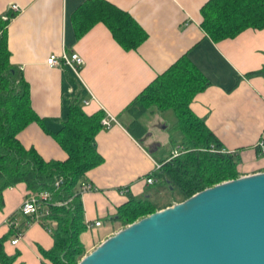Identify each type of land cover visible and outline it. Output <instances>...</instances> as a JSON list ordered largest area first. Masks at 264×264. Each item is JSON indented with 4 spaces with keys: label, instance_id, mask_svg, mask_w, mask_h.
Masks as SVG:
<instances>
[{
    "label": "crops",
    "instance_id": "1",
    "mask_svg": "<svg viewBox=\"0 0 264 264\" xmlns=\"http://www.w3.org/2000/svg\"><path fill=\"white\" fill-rule=\"evenodd\" d=\"M84 1L0 0V13L13 2L21 7L7 29L10 58L29 81L33 108L48 131L61 129L75 98L88 114L105 109L116 118L95 136L104 160L86 173L84 181L94 189L81 194L85 221H101L97 227H103L87 243L83 235L95 226L81 234L89 253L123 228L116 218L122 205L132 198L152 201L153 184H147L146 177L155 171L158 160L173 152L172 134L160 140L154 136L151 121L142 118L147 133L139 141L125 125L131 121L125 109L186 52L210 81L193 99L194 112L205 119L227 150L239 155L241 176L264 172V76L247 74L264 67V27H249L235 37L214 41L201 26V9L208 0H110L128 10L148 32L137 49H125L103 22L77 37L72 15ZM65 50L84 57L81 76L47 63L51 53ZM48 131L34 123L19 137L45 159L65 160L67 153ZM28 193L25 183L4 190L0 238L10 229V217L15 215L20 223L26 220L20 207ZM180 201L182 197H171L154 204L163 209ZM53 245L51 232L35 221L16 245L7 242L5 247L8 254L20 253L17 264H42L47 261L41 249Z\"/></svg>",
    "mask_w": 264,
    "mask_h": 264
},
{
    "label": "trees",
    "instance_id": "2",
    "mask_svg": "<svg viewBox=\"0 0 264 264\" xmlns=\"http://www.w3.org/2000/svg\"><path fill=\"white\" fill-rule=\"evenodd\" d=\"M201 12L205 35L214 41L235 37L249 27H264V0H208ZM17 13L10 9L0 13V207L4 205V190L19 183H25L29 192L49 191V214L41 223L46 229L51 228L54 245L49 250L41 249L47 261L42 264H78L87 254L81 234L88 230L80 185L85 182L87 171L104 160L97 150L95 136L103 128L106 113L99 109L88 114L80 99L75 98L61 129H46L44 120L33 108L29 81L10 58L7 29ZM72 21L77 37L97 22L105 23L125 49H137L148 37L147 30L128 10L110 0H85L73 13ZM247 74L264 76V67ZM209 83L186 52L159 73L125 109L131 116L127 129L138 140L147 133L142 123L146 113L173 110L176 121L169 128L180 132L181 140L177 142L172 134L171 142L173 148L179 145L182 150L170 160L172 153L158 160L162 168L152 175L158 182L178 189L182 201L241 176L239 155L224 147L192 107L196 94ZM34 123L59 143L67 153L65 160L45 159L35 147L22 143L20 133ZM59 179L62 183L57 187ZM158 210L148 199L132 198L119 208L116 218L124 228ZM25 222L9 226L8 233L0 238V264H17L20 253L8 254L5 245L12 244L18 232L24 233Z\"/></svg>",
    "mask_w": 264,
    "mask_h": 264
},
{
    "label": "water",
    "instance_id": "3",
    "mask_svg": "<svg viewBox=\"0 0 264 264\" xmlns=\"http://www.w3.org/2000/svg\"><path fill=\"white\" fill-rule=\"evenodd\" d=\"M78 264H264V172L224 181L143 217Z\"/></svg>",
    "mask_w": 264,
    "mask_h": 264
},
{
    "label": "built area",
    "instance_id": "4",
    "mask_svg": "<svg viewBox=\"0 0 264 264\" xmlns=\"http://www.w3.org/2000/svg\"><path fill=\"white\" fill-rule=\"evenodd\" d=\"M9 9L15 12H19L21 10V7L18 3L13 2L10 4ZM84 62H85L84 57L77 51L69 52L65 50L61 54L51 53L47 58V63L49 65L60 66L63 68L71 69L77 76H81V69ZM85 102L88 103L89 100L86 99ZM105 113L106 116L102 119V125L104 127H111L112 122L115 121L116 118L112 114L106 112V110ZM261 146H262V153L264 156V142H261ZM181 150L182 147L179 145L176 148H174L172 155L168 160L178 156L181 153ZM161 168H162V164L156 162L154 172L159 171ZM146 181L147 184L151 185V184H155L157 182V179L151 173V175L146 177ZM61 183H62V179H59L58 181H56V186L59 187ZM92 189H94V187L90 183L83 182L80 185L81 194L91 191ZM50 201H51V193L46 190L38 191V192H29L27 194L26 199L23 201L20 207L21 213L24 214L26 217V222H25L26 227H28L35 221H39V222L43 221V217L46 214H49ZM8 223L10 226L20 225V222L14 218L12 219L9 218ZM101 223H102L101 221H96L94 224L87 223V226L88 228H92L93 226H100ZM52 224L55 225L56 222H53ZM48 230L51 232V228H49ZM22 235H23L22 232H18L12 239V244L16 245L21 239Z\"/></svg>",
    "mask_w": 264,
    "mask_h": 264
},
{
    "label": "rangeland",
    "instance_id": "5",
    "mask_svg": "<svg viewBox=\"0 0 264 264\" xmlns=\"http://www.w3.org/2000/svg\"><path fill=\"white\" fill-rule=\"evenodd\" d=\"M127 115L131 118L129 114ZM142 118H144V120L147 122L151 121V129L154 132V136L160 140H165L171 134L175 136L177 142L181 140L180 132L175 133L169 129V127L176 121V117L172 109L166 110V112H157V114L148 112ZM125 125L127 126L128 124ZM172 150H174V148ZM150 194L152 195L151 202L153 203H160L170 199L171 197L180 198L182 196L178 189H172L163 182H156L155 184L151 185ZM99 230H103V227L100 228L95 226L93 230L84 234V242L87 243L88 240L91 239L93 235H96Z\"/></svg>",
    "mask_w": 264,
    "mask_h": 264
}]
</instances>
